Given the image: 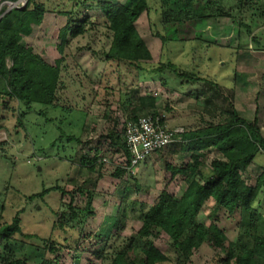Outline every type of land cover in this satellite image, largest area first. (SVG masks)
Here are the masks:
<instances>
[{"label":"rangeland","instance_id":"obj_1","mask_svg":"<svg viewBox=\"0 0 264 264\" xmlns=\"http://www.w3.org/2000/svg\"><path fill=\"white\" fill-rule=\"evenodd\" d=\"M17 1L0 0V10L9 12L5 3ZM40 1H45L49 13L35 36L24 38L21 43L31 47L36 55L54 61L59 58L57 34L65 23L57 13L70 6L76 7L70 0ZM97 1L125 3V0ZM225 10L233 17L206 21L202 29L196 30V37L199 36L196 43H168L162 47L159 39L152 35L145 13L135 24L150 52L149 66L154 67L159 62L171 63L206 82L183 85L182 92H168L158 82L137 83L132 73L104 61L103 55L110 46L109 34L103 29H93L67 41L57 109L34 104L26 110L24 106L11 102L9 106L14 112L0 110V225L9 224L22 211L19 216L22 236L14 235L13 239L17 244L22 243L24 251L29 245L41 248L43 240L65 245L78 239L77 251L63 249L59 264H101L91 254L101 252L106 245L113 223L120 219L121 206L131 208L133 205L134 208V211L127 212L124 223V236H129L139 229V205H151L163 190L175 198L181 197L185 191L186 186L179 178L166 185L169 175L165 165L181 166L187 162L188 155L179 151L168 152V148L118 179L112 174L117 167L125 166L126 158L122 152L111 148L108 141L101 143L100 169L96 167L91 173L80 166L82 157L93 156L92 151L97 147L105 125L103 115L108 111L118 110L120 125L132 114L139 117L157 113L167 131L187 132L203 128L207 123H219L222 120L219 109L227 108L231 103L242 119L247 122L257 120L264 138V26L258 21L252 33L247 35L239 28L238 16L231 3L226 4ZM74 12L91 19L101 18L97 9L77 7ZM245 18L248 24V15ZM208 82L214 87L219 86L221 91ZM135 88L137 93L133 94V101H139L141 106L128 111L119 108L121 93L126 89L134 92ZM189 93L193 96H188ZM196 93L199 100L193 98ZM17 119L22 126H18ZM69 136L77 138L79 143H69L66 139L58 141L59 137ZM212 157L214 155L206 161V173ZM263 169L264 154H259L242 177L247 184L253 185ZM55 187L67 192L80 188L95 193L94 215L82 226V236L74 230L61 232L53 229L55 214L62 210L61 195L51 190ZM46 191L42 198L29 200ZM259 201L264 209V193L259 196ZM63 202L67 203L68 198L65 197ZM75 204L81 205L78 197ZM205 210L199 221L208 225L209 210L207 207ZM219 216V226L230 240H234L237 222L227 219L223 213ZM120 242L112 240L111 243L119 245ZM168 244L165 236L155 241V246L175 261V254ZM83 251L91 253L82 255ZM44 256L54 258L48 253ZM213 259L214 252L203 246L187 264H211ZM35 260L39 261V256Z\"/></svg>","mask_w":264,"mask_h":264},{"label":"trees","instance_id":"obj_2","mask_svg":"<svg viewBox=\"0 0 264 264\" xmlns=\"http://www.w3.org/2000/svg\"><path fill=\"white\" fill-rule=\"evenodd\" d=\"M70 2H73L74 8L97 9L101 18L91 19L75 13L76 8L71 6L58 12L65 23L57 34L60 41L56 47L59 58L54 61L36 55L31 47L21 43L24 38L35 36L49 13L45 1L27 0L21 9L7 13L4 9L0 10V110L14 112L9 106L11 102L24 106L26 110L34 104L57 109L67 41L93 29H103L109 34L110 46L103 55L105 62L132 73L137 83L158 82L168 92H182L183 85L206 81L171 63L159 62L154 67L149 66L152 59L150 52L135 27L142 14H146L152 35L159 39L162 47L168 43L199 42L196 30L202 29L206 21L233 17L231 12L225 10L228 3L236 10L239 28L247 35L252 33L258 21L264 26V0H125L124 4L97 0ZM247 15L250 24L245 23ZM253 41L258 43L256 39ZM175 83L180 84V88ZM208 83L213 86L211 82ZM214 89L221 91L219 86ZM134 93H137L136 88L134 92L129 89L123 91L118 101L119 108L128 111L141 106L139 101H133ZM196 95L193 98L199 100ZM188 96L192 97L193 94L189 93ZM224 101L227 99L224 98ZM219 110L222 117L219 123H207L203 128L184 131L179 137L180 142L168 147V152L179 151L188 155L187 162L181 166L165 165L169 175L166 185L176 178L185 184L181 197L175 198L163 190L151 205H139V229L129 236H124V223L127 212L134 211V208L133 205L131 208L121 206L118 212L120 219L118 223H113L114 228L106 237V245L101 252L91 254L101 264H187L203 246L214 252L211 264H264V209L259 201V196L264 193V169L253 185L247 184L242 177L256 156L264 154V138L257 120L247 122L242 119L231 103ZM117 111H108L103 115L105 125L97 147L92 151L93 156L82 157L80 166L91 173L96 167L100 169L101 143L108 141L111 148L122 152L126 158L125 166L117 167L112 174L118 179L132 172L127 170L129 156L122 131L126 121L135 120L137 116L129 115L120 125ZM151 117L158 118L160 125L165 127L157 113ZM17 123L19 127L22 126L20 119H17ZM63 139L69 143H79L72 136L59 137L58 141ZM211 155L214 157L206 173L205 164ZM51 190L61 195L62 209L55 214L53 229L61 232L74 230L82 236V226L94 215L92 206L95 193L80 188L71 192L60 187ZM46 193L29 200L40 199ZM65 197L68 198L67 203L63 202ZM76 197L80 199L79 206L75 204ZM206 207L209 210L208 225L199 221ZM1 213L2 209L0 217ZM21 213L18 212L9 224L0 225V264H59V254L63 249L77 251L78 239L65 245L43 240L41 248L29 245L24 251L22 243L17 244L13 239L14 235L22 236ZM220 213L237 222L234 240H230L219 226ZM161 236L168 239L175 261L155 246V241ZM112 240L121 242L116 245L111 243ZM45 253L54 258H45ZM90 253L83 251L82 255ZM37 256L39 261L35 260Z\"/></svg>","mask_w":264,"mask_h":264},{"label":"built area","instance_id":"obj_3","mask_svg":"<svg viewBox=\"0 0 264 264\" xmlns=\"http://www.w3.org/2000/svg\"><path fill=\"white\" fill-rule=\"evenodd\" d=\"M26 2L18 0L5 3V9H21ZM2 10V9H1ZM264 117V116H263ZM183 130L169 132L162 127L159 119L151 116H139L135 120L126 121L122 131V139L129 156L128 171H132L151 156L166 150L174 143L180 142Z\"/></svg>","mask_w":264,"mask_h":264},{"label":"crops","instance_id":"obj_4","mask_svg":"<svg viewBox=\"0 0 264 264\" xmlns=\"http://www.w3.org/2000/svg\"><path fill=\"white\" fill-rule=\"evenodd\" d=\"M238 113V112H237ZM238 115H239V113H238Z\"/></svg>","mask_w":264,"mask_h":264}]
</instances>
